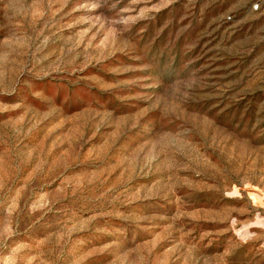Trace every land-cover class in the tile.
Wrapping results in <instances>:
<instances>
[{
    "label": "rangeland",
    "instance_id": "rangeland-1",
    "mask_svg": "<svg viewBox=\"0 0 264 264\" xmlns=\"http://www.w3.org/2000/svg\"><path fill=\"white\" fill-rule=\"evenodd\" d=\"M0 264H264V0H0Z\"/></svg>",
    "mask_w": 264,
    "mask_h": 264
}]
</instances>
